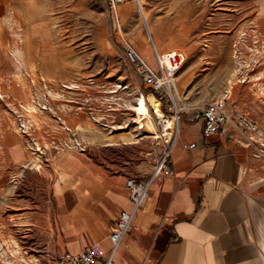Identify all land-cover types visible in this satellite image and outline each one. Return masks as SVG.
<instances>
[{
    "label": "crops",
    "instance_id": "1",
    "mask_svg": "<svg viewBox=\"0 0 264 264\" xmlns=\"http://www.w3.org/2000/svg\"><path fill=\"white\" fill-rule=\"evenodd\" d=\"M27 1L28 7L20 4L23 7L14 5L12 9L17 7L16 12L34 13L32 19L39 20V0ZM35 4L36 7L30 9V5ZM9 5V0H0L2 18H8ZM26 22H30V16ZM37 44L39 46V42ZM177 51L182 50L173 48L168 53ZM259 51L256 47V52ZM145 58L156 67L151 54ZM36 60L40 61L39 47ZM257 72L258 69L246 72L245 80L232 89L238 87L249 100L253 94L255 100L264 85ZM186 73L188 70L179 78H184ZM211 90L201 89L202 92ZM224 91L227 89L221 92ZM64 93L67 94L65 100L70 103L56 102L55 118L64 119L69 128L75 127L77 132L65 133L63 137L76 141L78 146L58 150L61 135L44 134L39 124L40 112L33 111V120L38 123L33 135L34 146L39 149L29 153L24 136L18 134L3 138L5 143L0 147V173L30 172L40 180L31 192L23 186L0 189L1 198L11 194L19 201L33 199L31 207L23 208L24 213L17 220L34 223L16 225L17 233L23 228L31 233V228L46 226L55 242L47 247L37 245V241L30 246L16 243L17 254L8 256L10 260H3L0 251V260L4 261L0 264H27L26 261L49 264L63 253L79 254L91 246L109 251V236L117 213L131 209L127 180L146 178L160 152L157 128L155 136L134 119L127 125L121 116L123 110L112 109L107 112L110 123H104V128L93 129L88 113L74 111L79 105H88V96L84 95L88 92L68 87ZM143 95L147 101L152 96ZM59 107H65L63 113L59 112ZM154 109L151 104L155 127ZM247 109L240 108L245 112ZM197 112L190 109L184 113L173 170L154 185L146 205L136 213L131 231L117 251L115 264H264V181L258 166L262 164L259 159L264 153L261 144L264 132L259 139L257 133L247 137L230 127L228 137H205L203 123L195 119ZM105 113L100 108L97 111L100 115ZM256 119L253 120L260 130ZM90 131L96 133L88 135ZM191 145L195 148H185ZM5 206L1 201V221L8 219ZM8 237V231L0 228L3 250L10 244Z\"/></svg>",
    "mask_w": 264,
    "mask_h": 264
},
{
    "label": "rangeland",
    "instance_id": "2",
    "mask_svg": "<svg viewBox=\"0 0 264 264\" xmlns=\"http://www.w3.org/2000/svg\"><path fill=\"white\" fill-rule=\"evenodd\" d=\"M9 1L8 18L0 15V147L5 143L3 138L18 134L24 136L29 153L39 149L34 146L33 135L38 123L33 120V111L40 112L39 124L44 134L61 135L58 150L78 146L76 141L63 137L65 133L77 132L75 127L69 128L64 119L55 118V103H70L64 93L68 87L88 92L84 93L88 96V105H79L74 111L88 113L93 129L110 123L107 112L112 109L123 110L120 114L127 125L131 119L135 121L133 106L140 94L149 92L126 60L128 44L145 60L151 54L154 65L156 49L166 71L173 69L175 60L184 62L178 72V86L188 110L198 111L206 104L223 99L236 110L245 106L250 110L242 111L259 120L257 136L262 138L264 85L255 100L253 94L249 100L242 90L232 87L245 80V73L252 69H258L264 81V0H124L116 7L111 0H39V20L32 19L34 13L16 12L17 7L12 9L20 4L28 7L27 0ZM34 7L36 4L30 5V9ZM38 47L40 61L36 60ZM256 47L260 49L258 53ZM173 48L182 51L168 53ZM186 70L184 78H179ZM203 88L213 90L202 92ZM225 88L227 91L221 92ZM70 95L76 97V94ZM59 108L63 113L65 107ZM99 108L105 115L97 114ZM153 112L157 114L155 109ZM92 132L88 135L96 133ZM261 144L264 150V142ZM259 160L264 181V153ZM9 172L0 173V189L23 186L31 192L40 182L30 172ZM262 193L264 196V189ZM1 201L6 203L8 219L0 220V228L8 231V242L30 246L37 241V245L46 247L55 242L46 226L31 228V233L23 228L17 233L16 225L34 223L17 220L22 217L23 208L31 207L33 199L19 201L10 194L0 197ZM2 247L3 260H10L7 249L10 244L4 250ZM42 255L50 257L47 253Z\"/></svg>",
    "mask_w": 264,
    "mask_h": 264
},
{
    "label": "built area",
    "instance_id": "3",
    "mask_svg": "<svg viewBox=\"0 0 264 264\" xmlns=\"http://www.w3.org/2000/svg\"><path fill=\"white\" fill-rule=\"evenodd\" d=\"M123 1L111 0L113 7ZM125 56L139 75L145 90L160 103L162 117L154 113L155 127L159 132L156 140L161 146L160 152L146 178L127 180L126 189L131 209L119 210L117 213L114 228L109 236L111 249L104 252L97 246H91L79 254L66 252L49 264H115L117 251L123 238L130 233L136 213L146 205L154 185L173 170L174 151L181 133V122L188 110L178 86V72L183 68L184 62L175 60L173 69L166 71L158 51L154 49L155 69L129 44L125 46ZM195 119L203 123L205 137H228L230 127L247 137L253 136L259 130L258 124L252 118L244 111L228 106L224 99L201 107ZM185 148L193 149L195 145Z\"/></svg>",
    "mask_w": 264,
    "mask_h": 264
},
{
    "label": "bare ground",
    "instance_id": "4",
    "mask_svg": "<svg viewBox=\"0 0 264 264\" xmlns=\"http://www.w3.org/2000/svg\"><path fill=\"white\" fill-rule=\"evenodd\" d=\"M144 21L147 24L145 17H144ZM148 101L152 104V106H154V108L157 112V114L156 113L155 114L159 117H162L159 101L157 99L155 100V98L153 96H150L148 98ZM148 101H147V97H145L144 95L140 94L138 96L136 103L133 106V109L135 110V122L139 126H146L149 130H151L152 132H155L157 135L156 127H154V125H153V118H152V115L150 113ZM9 242H10V247H9L10 254L12 256H15L17 254V247H16L17 245H16V243H11V241H9Z\"/></svg>",
    "mask_w": 264,
    "mask_h": 264
},
{
    "label": "trees",
    "instance_id": "5",
    "mask_svg": "<svg viewBox=\"0 0 264 264\" xmlns=\"http://www.w3.org/2000/svg\"><path fill=\"white\" fill-rule=\"evenodd\" d=\"M150 94V93H147V95Z\"/></svg>",
    "mask_w": 264,
    "mask_h": 264
}]
</instances>
